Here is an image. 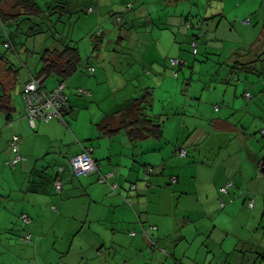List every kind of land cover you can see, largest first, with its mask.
I'll return each instance as SVG.
<instances>
[{
  "label": "crops",
  "instance_id": "1",
  "mask_svg": "<svg viewBox=\"0 0 264 264\" xmlns=\"http://www.w3.org/2000/svg\"><path fill=\"white\" fill-rule=\"evenodd\" d=\"M51 1L38 0L42 7ZM61 1L66 14L81 9L96 14L104 23L103 30H95L91 39H85L84 47H78L81 64L85 65L65 80L68 110L64 123L55 118L37 120L32 128L25 108L16 105L12 121L6 123L5 116L0 117V264H22L21 257L28 252L32 256L29 262L34 256L37 264H44L42 259L49 264H264V255H253L259 241L264 250V241H257L253 229L246 231L248 224L235 223L246 203L243 185L251 173L248 182H254L253 168L261 167V159L255 163L259 154L247 151L245 157L240 150L231 155L232 163L220 165L200 163L196 157L188 159L190 153H203L208 139L219 142L230 135V145L244 132L233 118L241 109L240 101L235 98L229 106H221L224 100L214 95L217 89L210 92L207 101L204 93L198 99L199 87L191 83L192 79L185 82L182 91L180 79L169 73L171 67L174 76L179 77L190 60L188 53L178 50V38L169 29H181L179 22L193 10L187 8L185 0ZM14 4V0H6L1 5L7 18L18 12ZM126 6L129 9L119 22L117 15ZM14 26V21L3 23L6 32L14 36L16 50H23L22 37L10 32ZM97 31H102L100 37L94 36ZM3 33L0 26V38ZM193 38L190 41L197 37ZM57 45L60 42L55 41L50 47ZM3 52L0 43V54ZM171 56L181 63L173 67ZM14 64L22 65V59H13ZM7 65L0 60L1 76L7 73ZM86 66H93L94 71ZM119 72L121 76H115ZM140 72L152 79L143 82L138 92L132 78ZM7 74L10 87L14 77ZM111 76L114 82L104 88L102 85ZM45 81L43 85L51 89L59 80L48 87ZM109 88L116 91L115 97ZM146 88L154 94L148 112L162 116L163 136L133 143L126 130L111 131L119 127L121 119L116 110ZM78 89L91 95L79 94ZM108 94L113 102L109 107L101 106ZM212 101L219 110L214 107L215 111L209 113L207 103ZM205 104L207 107L201 108ZM198 119L203 120V131L208 132L201 141L195 138ZM14 135L19 136L18 152L22 157L15 163L16 151L11 146ZM242 140L246 144L244 137ZM86 146L93 147L98 169L76 174L70 158ZM182 150H186L185 155L180 154ZM247 158L251 173L239 179L238 174L247 169ZM148 169L152 173L146 179ZM110 171L113 175L102 182V174ZM203 172L209 176H203ZM57 179L63 184L59 192L55 188ZM229 182V194H222L220 188ZM204 183L213 185L204 187L205 193L198 187ZM220 197L226 202L223 207ZM23 214H27V220ZM149 225L157 227L152 234L158 246L153 248L142 232V227ZM133 230L135 235L131 234ZM9 231L16 239L2 241ZM28 235L30 239L26 240Z\"/></svg>",
  "mask_w": 264,
  "mask_h": 264
},
{
  "label": "rangeland",
  "instance_id": "2",
  "mask_svg": "<svg viewBox=\"0 0 264 264\" xmlns=\"http://www.w3.org/2000/svg\"><path fill=\"white\" fill-rule=\"evenodd\" d=\"M184 4L187 5V8H191L193 13H187L179 22L181 23V29L174 30L172 28L169 30L174 37L178 38V50L188 53L190 60L189 63L183 66L179 77L174 76L171 67H169V73L175 79H180L182 91L185 82L188 79H192L191 83L195 87H199L197 88L199 91L197 92L198 99L204 93V100L207 101L210 92L214 91V89H217V94H214L216 97H223L224 105L219 104L221 106H229L231 101L236 98L237 101L241 102L239 105L241 109L233 114L234 122L239 124V128L244 127L242 136L234 137L230 145L228 144L230 135H224L219 142L208 139L205 151L196 155L190 153L188 159L193 160L192 157H196L195 160L200 163H213L214 165L232 163L230 160L231 155L237 154L241 150L245 157H247V151L259 154L255 162L258 163L264 156V149L260 154L261 148L264 147V73L259 70V65L252 66L253 64H250L249 61L256 58L257 54L260 53V49L264 48V0H195L194 3L191 0H185ZM67 14L65 12L62 14H52L50 16L52 20L50 25L53 22L55 25L50 31L39 32L35 35H30L28 32L23 33L24 35L22 34L24 47L29 51L19 52L23 64H15L13 66L15 72L17 71L15 73L17 75L16 85L10 89L13 97L12 103L18 108L19 106L25 108L22 87L31 75H37L40 71L42 66L40 55L46 48H49L57 41L56 39H62L63 37L65 42H71L82 48L86 44L85 39L87 37L91 39L95 30H103L104 23L98 21L96 14H89L84 9ZM186 19H189L187 23ZM0 26L3 29L1 22ZM193 36L194 38L195 36L197 37L193 41L197 43L196 47L190 41ZM1 46L4 50H7V47L3 43H1ZM89 49L91 51V45ZM5 53L9 56L13 55L9 51H5ZM238 53H242V56ZM8 58L14 59L13 57ZM168 61H170L169 58ZM107 74L109 75L110 73ZM121 74L119 72L115 76H121ZM123 74L126 75L127 73ZM138 74L132 79H135V84L138 86L137 91L140 92L141 84L152 79V76H148L143 72ZM2 77L4 84L11 82L8 81L10 77L7 73H3ZM109 79V81L102 85L104 88L106 86L109 87L110 82H114L115 80L112 76ZM55 81L56 77L49 76L46 78L45 85L47 87L51 86L49 84ZM210 84H212L211 89L208 88ZM195 89H192L194 94L196 93ZM109 92L115 97V90L109 88ZM246 92H249L251 97L248 98ZM137 95H134V97ZM111 102H113V97L108 94V96L106 95V102H103L101 106L109 107ZM207 104L209 113L214 112L216 103L212 101ZM207 104L201 105V108L207 107ZM245 104L247 105L245 106ZM157 106L162 108L158 102ZM198 122L199 132L195 135V138L197 137L201 141L207 137L208 132L203 131L206 129L203 120L198 119ZM212 132L214 131L212 130ZM242 137H244L246 144L243 142ZM219 145H222V148L218 149ZM239 160H241L240 163H243L242 155ZM248 162L247 158L246 163ZM233 163L237 162L234 161ZM254 168L256 180L252 183L248 182L250 176L252 177L249 163L247 164L246 171L241 175L238 174L237 178L240 179L242 177L246 178L248 172L249 174L251 173L243 185L246 203L242 205L241 215L235 223L241 225L248 224L246 231L254 230V234L258 240L252 239V241L256 242V240L264 241V173L261 167L258 168L255 165ZM52 170H54V167ZM203 176H209V174L203 172ZM233 176L235 177L236 174L233 173ZM210 185L213 186L212 183H204L198 185V187L205 193L204 187L209 189L211 188ZM253 199L256 203L255 208H253L254 205L253 207L250 206V200ZM16 223H19V219L16 220ZM17 230L21 231L18 227ZM15 233L20 235L18 232ZM13 234L10 231L5 233L2 241L7 242L8 237L13 240L15 238ZM260 245L261 242L259 241L256 247H254V256L258 252H260L261 256L264 255V250L261 249ZM262 246L264 248V244ZM30 255L29 252L26 255H22V264H37L34 256L33 262H29L32 257H29ZM40 262L49 264L45 259H42ZM81 262L84 264L83 261Z\"/></svg>",
  "mask_w": 264,
  "mask_h": 264
},
{
  "label": "trees",
  "instance_id": "3",
  "mask_svg": "<svg viewBox=\"0 0 264 264\" xmlns=\"http://www.w3.org/2000/svg\"><path fill=\"white\" fill-rule=\"evenodd\" d=\"M5 1L6 0H0V22L3 26V23L6 24L9 21H14L15 26L10 32L17 33L21 37L22 34L26 32H28L30 35H35L39 32L43 33L50 31L55 25L54 22L50 25L52 22L50 16L54 13L62 14L65 12V8L61 0H54L46 3L44 7L40 5L38 0H14V9L19 13L17 12L16 14H12L11 17L7 18L8 15L1 11V5ZM127 11L118 13L117 19L119 22L123 20V17ZM24 22H28V24L25 23V26L22 25L21 23ZM3 31H5V33H3L5 36H2L0 40L3 41L0 43H3L7 47V50L5 51L12 52L13 55H11V57H13L15 60L20 59V51H29L24 47V40L20 41V46L24 49L22 50L21 47H19L21 50H16L15 41L12 38L13 35L7 33L6 29L4 28ZM101 34L102 31H97L94 36L100 37ZM56 40V43L61 42L60 45H57L54 48L49 47L41 53V69L37 75L27 79L22 87V94L26 84L32 79L44 77L46 80V78L49 76H54L59 81H65L69 79L78 69L84 67L85 64H81V57L77 45H74L71 42H65L63 39ZM238 54L242 56V53ZM8 57L9 56L7 53L5 54L3 52V54H0V60L8 63L7 73L14 77L10 87H7L8 83L4 84L0 72V117L3 114L5 116L4 118L6 123L13 120V114L15 112V106L12 103V94L10 93V89L15 87L17 76L15 74L17 71L15 72L13 69L15 64L13 65V60ZM249 62L250 64H253L252 66L259 65V70L264 73V48H261L260 53L257 54L256 58ZM87 67L88 66H86V68ZM153 96V90L146 88L140 95L126 101V103L116 110V113L120 114L121 119L119 121V127L116 130H112L111 132L114 133L117 130L124 129L133 143H137L145 138L150 137L155 139L162 138L164 124L162 116H156L148 112L152 105ZM151 173V170L148 169L145 175L146 179H149ZM155 229H157V227ZM153 230H151V235L148 237L145 235L142 229L143 234L148 239L152 248L158 246L157 242L153 239Z\"/></svg>",
  "mask_w": 264,
  "mask_h": 264
},
{
  "label": "built area",
  "instance_id": "4",
  "mask_svg": "<svg viewBox=\"0 0 264 264\" xmlns=\"http://www.w3.org/2000/svg\"><path fill=\"white\" fill-rule=\"evenodd\" d=\"M92 7H90L88 10L92 11ZM129 9V6H126L124 8V11H127ZM119 17V16H118ZM194 46H197V43H193ZM181 63V60L179 58H173L171 60V65L174 67ZM87 69L90 72L94 71V67L88 66ZM175 75H178L177 71H174ZM43 79H32L29 81L23 92V99L25 101V115L27 116V119L29 120V123L32 128L36 126L37 120H46L49 121L50 119H57L60 122L64 123V115L66 111L68 110V95L65 92L66 89V83L65 81H59L54 87L51 89L46 88L43 85ZM79 94H87L91 95V93L84 89H78ZM246 96L249 98L251 97V94L249 92H246ZM217 109H219V106H216ZM18 135H14L11 141L12 148L16 151V156L14 158V163L20 160L22 157L18 152L19 144H18ZM92 146H86L83 147V150L73 155L70 158V164L72 167V170L76 174H88L98 169V165L94 158L92 157ZM181 155L186 154V150H182ZM62 169V167H60ZM150 170V169H149ZM113 175V172H107L102 174L101 181L106 182L107 179ZM172 182L176 181V177L172 176L171 178ZM232 182L227 183L226 185L222 186L220 188V192L222 194L228 195L231 189ZM63 187L62 181L57 179L55 181V188L59 192L61 191ZM135 185H132V189H135ZM219 204L221 207L225 206L226 202L223 198H219ZM254 201L250 200V206L253 207ZM22 218L24 220H27V214H23ZM156 227L153 225H149L147 227H142L143 232L145 235L150 237L151 230L155 229ZM132 234H135V231H132ZM30 239V235L26 237V240Z\"/></svg>",
  "mask_w": 264,
  "mask_h": 264
},
{
  "label": "water",
  "instance_id": "5",
  "mask_svg": "<svg viewBox=\"0 0 264 264\" xmlns=\"http://www.w3.org/2000/svg\"><path fill=\"white\" fill-rule=\"evenodd\" d=\"M261 170L264 173V156L261 159Z\"/></svg>",
  "mask_w": 264,
  "mask_h": 264
}]
</instances>
